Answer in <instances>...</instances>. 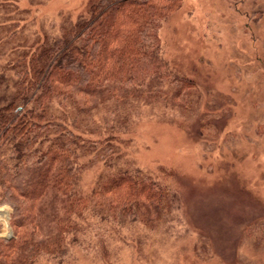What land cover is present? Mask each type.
<instances>
[{
	"label": "trees",
	"instance_id": "trees-1",
	"mask_svg": "<svg viewBox=\"0 0 264 264\" xmlns=\"http://www.w3.org/2000/svg\"><path fill=\"white\" fill-rule=\"evenodd\" d=\"M182 1L103 0L90 18L22 52L0 70V207H10L17 220L14 238L0 239V264H74L79 254L98 253L110 263L112 240L124 223L166 215L180 203L179 190L164 181V173L120 158L119 124L127 122L130 107L146 98L165 110L177 103L174 108L201 117L200 135L216 128L211 120L228 124L234 117L233 93H220L218 106L216 92L208 94L199 78L168 54L162 30ZM245 1L232 2V9L264 54V40L252 23L254 15L263 19L264 11L240 15ZM256 62L260 70L253 73L264 72V58L257 55ZM246 83L242 102L255 112L257 93L264 99V80ZM109 91H120L123 98L116 96L109 111L99 110L96 101ZM189 93L212 101L196 108L186 99ZM250 123L247 138L252 137ZM107 127L111 132L98 135ZM228 134L234 140L238 136ZM97 170L98 176L86 183ZM172 173L166 172L170 178Z\"/></svg>",
	"mask_w": 264,
	"mask_h": 264
},
{
	"label": "rangeland",
	"instance_id": "rangeland-1",
	"mask_svg": "<svg viewBox=\"0 0 264 264\" xmlns=\"http://www.w3.org/2000/svg\"><path fill=\"white\" fill-rule=\"evenodd\" d=\"M102 1L0 0V70L22 52L90 18L92 8ZM235 1L242 0H183L181 10L162 30L172 60L196 75L208 94L216 92L218 106L222 104L220 93L234 94L237 106L231 100L235 110L230 109L234 117L228 124L208 119L206 124L211 122L216 128L208 126L200 135L201 117L195 119L193 113L174 108L177 103L165 110L157 100L146 98L130 107L127 122L119 124L123 137L120 158L164 173L160 175L179 190L181 201L166 215L153 213L141 223H124L112 240L110 263L102 255L98 258V253L79 254L74 264H264V228L258 227L264 222V111H257L264 107V99L257 93L255 112L249 102H242L244 84L264 80V72L253 73L260 70L257 55L264 58V54L260 43L256 49L245 32V20L234 13ZM262 10L264 0H246L240 15ZM257 18L254 15L252 23L264 40V17ZM13 31L17 32L8 40ZM104 94L96 101L99 110L109 111L116 106V96L123 98L120 91ZM186 99L195 102L196 108L212 101L203 102L196 93ZM252 112L255 116L250 123ZM249 123L251 138L246 137ZM260 123L263 129L255 136ZM109 128H101L98 135L111 132ZM230 132L238 135L236 140L229 137ZM172 170L170 178L166 172ZM97 172L88 175L86 183ZM16 222L10 207H0V239L14 238Z\"/></svg>",
	"mask_w": 264,
	"mask_h": 264
}]
</instances>
